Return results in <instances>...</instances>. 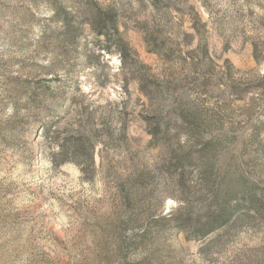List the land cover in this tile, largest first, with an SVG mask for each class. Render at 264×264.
Here are the masks:
<instances>
[{"label":"rangeland","instance_id":"obj_1","mask_svg":"<svg viewBox=\"0 0 264 264\" xmlns=\"http://www.w3.org/2000/svg\"><path fill=\"white\" fill-rule=\"evenodd\" d=\"M91 1L0 0V264H264V0Z\"/></svg>","mask_w":264,"mask_h":264},{"label":"trees","instance_id":"obj_2","mask_svg":"<svg viewBox=\"0 0 264 264\" xmlns=\"http://www.w3.org/2000/svg\"><path fill=\"white\" fill-rule=\"evenodd\" d=\"M86 3L90 6H97L91 0H87ZM91 25L94 26L93 22ZM80 115L79 128L75 136L72 134L65 135V138L61 140L55 137L53 139L49 137L47 139V145L51 151L49 155L52 164L64 165L73 163L81 172L90 173L95 170V131L90 129L92 118L89 114L84 115L81 113ZM41 127L44 137L52 135L50 131L51 127L48 124H44ZM233 198L237 209L243 211L246 216L251 213L259 212L258 207L261 202L258 201V197L252 187L244 183L243 178L237 181ZM229 212V203H222L214 210L210 209V207L204 209L202 219L205 220L201 225L202 234L207 236L209 233H213L216 229L220 228L225 221L228 223L230 221V219H228Z\"/></svg>","mask_w":264,"mask_h":264}]
</instances>
